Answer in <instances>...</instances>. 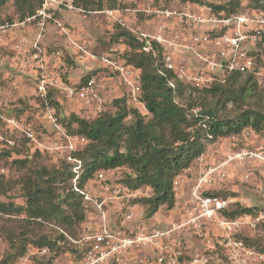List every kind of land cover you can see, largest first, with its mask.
I'll list each match as a JSON object with an SVG mask.
<instances>
[{
	"label": "built area",
	"instance_id": "2783aa9c",
	"mask_svg": "<svg viewBox=\"0 0 264 264\" xmlns=\"http://www.w3.org/2000/svg\"><path fill=\"white\" fill-rule=\"evenodd\" d=\"M53 4L87 13L74 0H41L36 12L23 19H1L0 64H4L11 50L19 56L21 69L30 73L34 93L43 100L53 91L62 104L60 95L80 104L86 109L87 117L103 112L106 99L96 78L86 83L73 82L67 74L66 52L50 50L43 42L45 28L53 22L69 39L72 53L67 51V54L87 68L99 65L116 73L131 95L129 102L140 103V74L122 57L120 48L95 51L85 33L73 31L56 17L58 9ZM135 10L144 16L141 22L146 28L136 29L128 24L130 12ZM134 11L117 6L88 13L104 14L107 19L126 26L144 41L146 52L152 51L154 44L163 47L164 68L186 84L202 88L224 81L233 71L254 72L263 80L264 68L258 66L257 49L264 43V0L262 10L248 7L245 1L238 13L227 16L218 14L209 4L193 1L171 7L148 0ZM29 27H36L33 38L25 32ZM17 30L23 32L19 34ZM10 83L18 94L23 93L20 80L13 77ZM170 84L174 86L173 82ZM6 103L0 98V149L19 146L24 139L32 151L66 159L71 164L72 182L83 196L88 217L96 216L87 236L75 239L66 234L78 252L84 253L68 264H125V256L132 254L134 264H264V252L249 245L238 231L241 222H258L264 214L248 213L232 218L225 211H231L244 199L216 193L230 176L250 181L258 172L264 179V132L247 128L212 143L175 178L173 190L177 200L173 208L166 209V226L158 221L156 227L135 228L134 221L147 217L145 207L134 199L150 197L151 190L131 189L107 178L105 171H98L94 179L79 187L85 169L74 152L87 139L68 132L55 107L47 101L46 105H40L39 123L45 128L47 123L52 126L50 136L37 128L39 123L13 114ZM242 167L248 173L241 175L238 168ZM8 173L9 167L0 160V174ZM114 207L121 217H111ZM49 252L48 246L30 245L15 264H33L38 255H49Z\"/></svg>",
	"mask_w": 264,
	"mask_h": 264
},
{
	"label": "trees",
	"instance_id": "16d2710c",
	"mask_svg": "<svg viewBox=\"0 0 264 264\" xmlns=\"http://www.w3.org/2000/svg\"><path fill=\"white\" fill-rule=\"evenodd\" d=\"M7 1L0 0V20L3 16L1 8ZM12 1L16 16L9 17V20L23 19L35 13L41 5V0ZM173 1L209 4L224 16L238 13L245 1L252 9H263V0ZM124 2L74 0L75 5L83 7L87 13L106 7H125ZM114 27L112 40L119 42L122 39L128 47L121 53L122 57L140 74V103L131 106L126 96L116 97L113 101L117 108L115 113L103 111L95 117H87L73 111L60 117V122L68 132L87 139V143L74 152L83 161L85 169L79 179V187L94 179L98 171L127 167L130 172L119 182L131 189L151 190L150 197L134 199L145 207L146 217L151 218L163 206L168 209L174 207L177 200L173 190L175 178L212 143L247 128L264 132V86L254 72L241 71H233L224 81L202 88L186 84L164 68L163 47L154 44V49L146 52L144 41L138 35L121 24L116 23ZM96 74L97 70L86 73L80 83L88 82ZM46 101L55 107L58 114L62 102L53 91L49 92ZM46 101L36 102L43 106ZM140 107L146 112L143 113ZM26 148L32 154H41L40 151H32L28 141L23 139L19 146L1 148L0 160L12 159L13 165L26 167L31 160V155L22 154ZM58 159L62 160L59 166L29 168L18 180H10L0 174V219L22 214L27 222L22 231L0 224V236L7 234L10 247L0 259V264H15L30 245L49 247V259L44 264H52L60 253L67 250L76 253L77 259L83 256L84 253L78 252L66 235L78 239L79 227L87 218L83 196L73 185L70 162L61 157ZM15 184L20 186L22 202L19 203L8 195ZM216 193L225 195L222 190ZM246 212L252 214L253 208L237 206L235 210L225 211L232 218ZM30 225H52L57 234H40L36 228L28 230ZM245 239L249 245L258 244L256 239ZM261 251L264 252V247Z\"/></svg>",
	"mask_w": 264,
	"mask_h": 264
},
{
	"label": "rangeland",
	"instance_id": "374dc122",
	"mask_svg": "<svg viewBox=\"0 0 264 264\" xmlns=\"http://www.w3.org/2000/svg\"><path fill=\"white\" fill-rule=\"evenodd\" d=\"M148 0H125V7H128L131 11H134L138 6L144 5ZM219 1V0H215ZM159 4H164L171 7H177L179 6V1H167V0H156ZM53 8H56L60 10L61 20L63 22H67L69 25H74L73 27L83 31H86L88 35V41L93 43V49L95 51L103 52L109 50L111 47H119L121 53H124L126 49L128 48L125 43L122 41V39L119 42H114L112 39L115 27L114 25L117 23L115 21H111L107 19V17L104 14H98V13H83L78 12L71 9L66 8H58L57 5L53 4ZM2 11V18L9 17H15L16 16V9L13 4L12 0H8L6 4L1 8ZM136 11V10H135ZM130 12V18L131 20H128V24L132 25V27L138 29V27L143 28L144 23L141 22V20H144V16H142L139 12ZM136 13V14H135ZM126 16V15H125ZM128 16V15H127ZM16 19V18H15ZM142 20V21H143ZM67 24V25H68ZM119 24V23H118ZM56 26V25H55ZM50 28V27H49ZM57 28V29H56ZM146 28V26L144 27ZM50 32L59 33V28L53 27L49 29ZM84 33V32H83ZM63 37V36H62ZM59 39V38H58ZM60 49H63L66 52L67 58L66 62L68 64V67L71 68V76L73 77H79L89 72V70L85 69L82 64L79 61L74 60V56H70V54H67V50L72 53L71 48L69 45L66 44L64 40L59 43L58 46ZM67 49V50H66ZM257 57L259 59L258 66L260 68H264V43L260 45V48L257 49ZM5 65L0 67V98L1 100H4L8 98L7 93L11 91L10 84L8 79H5V73L6 70H4ZM96 81L99 84V87L101 88L102 95L106 99V102L104 104V111L109 113H115L117 111V108L114 106V99L118 96H126L128 99L131 98V95L128 91V89L121 83L119 76L110 71L106 68H99L97 69ZM263 80L260 82L262 86H264V77H262ZM13 93V92H12ZM63 99V104L60 108V111H58L59 117H64L66 115H69L71 112L75 110V104L76 101H68L66 100L62 95H60ZM41 97L32 92V94H27L25 96H15L12 98V100L5 101L6 104L10 105L9 108L13 112V114L28 118L29 121H33L35 123H39V117H40V104ZM22 101V103H21ZM129 105H134V103H130ZM142 109L143 113L146 112L143 110V107H140ZM78 110V109H77ZM80 112V115L85 116L87 114V111L85 108H80L78 110ZM132 117L130 116L128 118V121L130 122ZM47 127L45 128L42 123H39L37 125V128L41 130V132L45 135L50 136L52 134V126L47 123ZM22 154L25 155H31V160L27 164L26 167H18L17 165L12 164V159H4L5 165L9 167V173L6 176V178L10 180H18L22 175L28 172L29 168H37L39 166L45 165L47 167H54L60 165V159H58V156H51L47 153H41V154H32L31 150L29 148H26L23 150ZM241 175L243 173H248L249 170L246 169V167L238 168ZM130 172V169L127 167H121L112 169L110 171L106 172L107 178L115 181H119L120 179L124 178L127 173ZM229 181L222 184V191L225 193V195H232L234 197H237L238 199H244L242 204L234 205L232 210H235L237 206H241L243 208L251 207L253 208V216L260 215V213L264 214V179L261 177L260 173L256 172L252 179L250 181H244L243 179H240L235 176H230ZM20 186L19 185H13L9 191L10 196H12L16 202H22L20 198ZM180 198V197H179ZM114 212H111V217L114 219V217L120 215V211L117 212V208L114 207ZM164 210V211H163ZM249 213V212H248ZM247 212L244 214H248ZM251 214V213H250ZM255 214V215H254ZM243 215V214H242ZM241 216V215H240ZM240 216H236L234 218H240ZM24 216L21 215H13L11 217H4L0 219L1 225H7L8 229H14L17 231H22L24 229V226L27 225V222L24 221ZM121 219V218H120ZM158 221H163L162 225L166 226V209L163 208L159 210V212L156 214L154 219H148L144 218L143 220H136L134 221L135 228L142 227L143 225L153 226L156 227L159 225ZM90 218L88 217L85 219V221L80 225L78 230V237L87 236L89 232V223ZM35 229L36 232H39L40 234H47L55 236L57 234V231L55 227L52 225H43V226H27V229ZM239 235L243 237L244 239L246 237L252 238L253 240H257L258 244L254 246L255 248L261 250L262 247H264V218L261 219L258 222L253 223H244L241 222L238 226ZM7 234H2L0 236V259L4 256V254L9 251V242L7 240ZM246 240V239H245ZM260 245V246H259ZM49 259V255L43 256H37L34 259L33 264H44L43 262L47 261ZM62 260L61 263L68 264L71 263V261L77 259L76 253H73L69 250L64 251L60 253V255L57 257L56 260ZM55 260V264H56ZM125 264H134L133 260V254L125 256Z\"/></svg>",
	"mask_w": 264,
	"mask_h": 264
},
{
	"label": "crops",
	"instance_id": "0c3cea01",
	"mask_svg": "<svg viewBox=\"0 0 264 264\" xmlns=\"http://www.w3.org/2000/svg\"><path fill=\"white\" fill-rule=\"evenodd\" d=\"M56 17L58 18V19H60L61 20V15H60V10H56ZM2 19H7V18H2ZM16 19H18V18H16ZM16 19H13V20H16ZM9 20V19H8ZM66 25L68 24L67 22H64ZM67 26H69L71 29H73V31H75V32H78V31H82V32H84L85 34L86 33H88V32H86V31H83V30H80V29H77V27L76 28H74L72 25H67ZM53 28V27H56L55 26V24L53 23V22H51V23H49L47 26H46V28H45V32H44V35H43V42L45 43V45L50 49V50H52V49H60L58 46H59V43L60 42H62V40H64L65 42H66V44L67 45H69V39H67L64 35H62V33L60 32V30H59V33H57V32H55L54 31V33H52V32H50L49 31V29L50 28ZM57 29V28H56ZM17 32L20 34V33H22L23 31L22 30H17ZM26 32V34H28V36L30 37V38H33L35 35H36V32H37V30H36V27H29V28H27V30L25 31ZM87 35V34H86ZM63 36V37H62ZM59 38V39H58ZM87 40H88V35H87ZM90 42V41H89ZM91 43V42H90ZM91 45L93 46L94 44L93 43H91ZM69 47H70V45H69ZM63 50V49H62ZM67 50V49H66ZM68 51V50H67ZM72 51V50H71ZM8 57L5 59V62H4V64H0V67L1 66H4L5 65V68H4V70H6V73H5V76H4V78L5 79H8L7 81H9V84H10V89H11V91H9L8 93H7V96H8V100H12V98L14 97V95L15 96H25V95H27V94H32V92H34V88L32 87V83H30V80H29V77L31 76L30 75V73L29 72H26V71H23L22 69H21V64H20V60H19V56L18 55H16V53L15 52H13V51H11V50H9L8 51ZM85 69H87V70H89V72L90 71H96L97 69H99V68H102L101 66H99V65H94L93 67H91V68H87V67H85L84 65H82ZM71 69H72V67L71 68H69L68 66H67V74H68V76H69V78L73 81V82H79L80 81V79L82 78V76H84V75H82V76H79V77H73V76H71V73H70V71H71ZM13 77H15L16 79H18V80H20V84H21V87L23 88V93L22 94H18L17 92H16V90L15 89H13V87L11 86V83H10V80L13 78ZM93 77H95L96 78V76H93ZM101 89V88H100ZM13 92V93H12ZM102 92V91H101ZM119 97V96H118ZM7 99H5V101H8ZM4 101V100H3ZM75 106V110H74V112H76V113H79L80 114V112L78 111V110H80V108L82 107L80 104H75L74 105ZM78 109V110H77ZM223 141H227V140H223ZM163 208H165V209H167L165 206H163V207H161L160 208V210L161 209H163ZM114 211H116V210H114V208H112L111 209V212H114ZM164 211V210H163ZM159 212V211H158ZM157 212V213H158ZM167 212V211H166ZM156 213V214H157ZM156 214L154 215V218H155V216H156ZM94 216H95V214H93L92 215V217H89L90 218V224H89V226H91V225H93L94 224V221H96L97 219L96 218H94ZM96 217V216H95ZM95 219V220H94ZM150 219H153V218H150ZM149 219V220H150ZM160 222H162V221H160ZM159 222V223H160ZM61 259L60 260H56V264H63V263H61ZM55 262V261H54Z\"/></svg>",
	"mask_w": 264,
	"mask_h": 264
}]
</instances>
